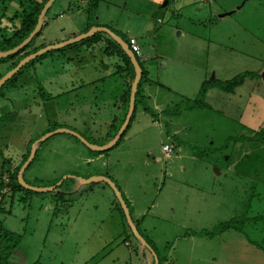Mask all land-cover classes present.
I'll return each mask as SVG.
<instances>
[{
	"label": "rangeland",
	"instance_id": "obj_1",
	"mask_svg": "<svg viewBox=\"0 0 264 264\" xmlns=\"http://www.w3.org/2000/svg\"><path fill=\"white\" fill-rule=\"evenodd\" d=\"M216 1L211 2V16L217 8H233L215 25L208 23L206 2L198 1L180 12L182 24L210 40V49L206 52L205 44H200L187 56V64L206 63L208 72L202 78L213 76L225 81L243 71H254L258 76L246 77L231 93L211 88L201 106L185 104L176 92L162 89L167 105L155 111L157 118L137 114L119 143L108 149L102 160L84 162L82 158L90 154L89 149L67 133H56L38 142L23 179L34 187L62 181L55 191L26 189L12 196L7 188L2 192L0 220L4 228L21 235L8 264H113L125 259L129 264H140L145 260L131 253L135 248L156 264L127 224L130 245L122 241V217L118 208H110L112 202L120 207L115 193L104 182L81 183L78 179L87 178V170L102 171L124 188L132 203L131 217H136L132 208L137 214L141 212L139 230L153 242L163 262L166 258L171 264H264V232L252 227L240 231L221 228L231 219L251 217L264 208L259 178L264 170L252 168L264 159V144L254 137L264 136V0ZM5 3L6 15L16 13L11 19L13 26H18L25 5L19 0ZM85 3L54 0L43 16L35 45L56 44L92 26L122 27L129 35L143 24V18L107 2L100 3L94 15L88 17ZM174 6L170 1L166 8L156 7L153 14L154 33L160 29L155 38L159 44L173 42L169 24L180 20L174 16L169 23L166 21ZM156 18H162L163 23H157ZM6 24L0 21L1 32ZM137 36L144 37V33ZM84 40L75 44L81 46ZM58 49L44 52L40 60L26 64L20 74L0 87V170L5 164L9 169L11 162L21 160L27 148L23 144L33 140L32 144L56 128L72 130L90 143L106 140L118 114L121 71L110 58L106 68L98 60L93 61L100 57L95 46L81 50L77 59L74 47ZM80 59L83 65L78 69ZM11 63V59L0 62V77ZM118 121H114L117 126ZM164 144L171 148L169 158L162 152ZM251 153L255 158L247 167L242 160ZM68 175L73 177L63 178ZM255 189L258 194L252 196ZM57 191L62 192L65 205L57 202ZM56 203L59 210L54 213Z\"/></svg>",
	"mask_w": 264,
	"mask_h": 264
},
{
	"label": "crops",
	"instance_id": "obj_2",
	"mask_svg": "<svg viewBox=\"0 0 264 264\" xmlns=\"http://www.w3.org/2000/svg\"><path fill=\"white\" fill-rule=\"evenodd\" d=\"M97 1H98V3H97L96 10L99 7L100 3L107 2L110 4H115L118 7L123 6L122 11H126L128 14L132 12V14L137 15L139 19L140 18L144 19L140 30L137 29L134 32V34H129V35L126 34V30H124L122 27L119 29H113L110 26H107V25H105L103 23H99V22H96L95 25H105V26H107V28L112 29L113 32L123 34L126 38L127 37L136 38L137 43L139 45L140 52L138 55H135V57H136L138 63L141 64L142 70L145 71L146 77H147L146 81H144L142 86H141L142 94L146 97L147 104L151 100L152 106H150V107L154 113H156L155 111H157L158 109H161L163 106L167 105V98H166V100L162 99V97H164V96H162V93H161L162 89H165L168 93L170 92V94H172L171 92H176L177 94H179L181 96L180 101L184 103L185 101L192 100V98H190V97H193L196 95L202 81L210 80V79H217V78H214L213 76L210 79H208L206 77L202 78V77H204V74L206 72H208V68H207L206 63L200 64L197 66H192V65L189 66V64H187L188 63L187 56L188 55L190 56V54L192 53V50L196 49L197 46L199 47L200 44L201 45L205 44V51L206 52L210 49V40H209V37H205L204 35L197 34L194 31L189 30V27L186 26L187 25L186 23H184L186 25L182 24L181 20H180V19H182L180 12H181V10H184V9L186 10V8L188 6H191L192 4H194L198 1L202 2V3L206 2V3H208V11H207L208 23L215 25L219 19H222L223 16L226 15V13H225L226 11H229V9L231 10L233 8L232 6H227V8H226L227 10L222 11L220 9L221 12L217 8V10H216L217 13L214 14V16H211V15H213L212 8H211L212 0H171L172 4H175V6H174V9H170L171 10V14H170L171 17H169V19H167L168 21H166V22L169 23L171 21V18H173L174 16H178L179 18L177 17V20H180V22H178V21L177 22H171L169 24L170 28H171L170 30L172 32V36L171 35H168V36H171V38H173L172 39L173 42L168 43V44H166V43L159 44L155 41V38H157L158 31L160 29L157 30V33H156L157 35H156L154 33V30H153L154 24H152V22H153L152 17L156 11L155 10L156 7H161V8L166 7V5L168 3L167 0H166L167 1L166 4L164 6H162V4L159 3L161 0H97ZM214 1H216V0H214ZM85 2H86V0H81V4L82 3L84 4ZM220 2H217V3L220 4ZM221 3H223V2H221ZM215 6H216V4H215ZM77 8H79V7L77 6ZM195 8L201 9L200 6L199 7L197 6ZM202 8H204V7H202ZM174 11H176L175 14H173ZM219 12H220V14L218 15ZM189 19L191 20V18H189ZM148 21H149V23H148ZM155 21L157 23H163L162 18H156ZM150 29H152L153 32H149ZM142 31H144V32H142ZM162 31H163V29H162ZM140 32L144 33V37L137 36ZM151 37H154L153 38L154 41ZM99 38L100 39L97 42L83 43V44H80L81 46H77L75 48L74 57L76 59L81 57V55H80L82 53L81 50H84V49L89 50L90 48H94V46H95V49H97V51L100 53L99 54L100 57L99 58H97V56L95 58L91 57L94 59L93 61L97 62V60H98L99 63H101V66H103V68H106L108 66V59L110 58V60H111L110 62H112V65L116 67V70L121 71L120 73L122 74V80H123V88L121 90V93L123 94V91H124L126 84L130 81L129 74H128L129 73L128 65H127L126 61L124 60V58L122 57L121 53L116 49V47H114L113 45H111L108 42V39H112L111 37H108L106 35H103V36L101 35ZM163 38H165V37H163ZM93 44H95V45H93ZM187 44L189 46L188 48H187ZM216 45H217V48L221 47V45L218 42L216 43ZM108 51H110V52H108ZM11 60L13 62L15 59H11ZM81 60L82 59L79 60L80 64H79L78 69L82 68V65H83L81 63L82 62ZM10 66L6 69V71L8 69H10ZM159 71H160V73L162 72V75L167 73V72H170L173 75L172 76H169V75L160 76L161 74L160 75L158 74ZM153 86H156V87L154 89H152ZM211 88H213V87H211ZM211 88H209L208 90H210ZM67 90L68 89H66V92H67ZM208 90L206 91V93L208 92ZM121 93H120L121 96L119 99V103H118L117 108H116L118 114L115 115V117L113 119L119 120L120 115L122 114V111L124 108ZM170 94H169V96H171ZM205 96H206V94H205ZM139 113L147 114L144 111H142L141 108H137L135 115H134V118L137 116V114L139 115ZM152 118L156 119L157 116L156 117L154 116ZM29 142H30V140H29ZM29 142H28V144H29ZM28 144H23V146H25V148H26ZM24 152H22L21 155H23ZM104 157H106V153H102L99 155L88 154V155L83 156L82 159L86 163H92V162H95L98 160H102ZM166 158H169V156ZM20 161L11 162L9 169L8 168L7 169L9 171L13 170V168ZM6 163H8V160L6 161ZM6 167H7V164H5V166H3V168L0 170V172L6 171ZM91 175H108V174H105V173L103 174L102 171L99 172V171L87 170L85 177H88ZM108 177L110 178L111 176H108ZM110 179L113 181L112 177ZM117 187H118L119 191L123 194L125 200L127 201V204H128L127 208H128V211H129V214L131 217L130 209H131L132 203L128 199L127 193L125 192L124 188H122L119 185H117ZM91 189L92 188H88L89 191H91ZM111 206H112V207H110L111 210L117 209V207H116L117 205H115V203L112 202ZM52 210L54 213H56L59 210L58 205H54ZM132 212L135 213L136 217L134 219L131 217V219H132L133 223L135 224L138 232L143 235V233L139 230V225H141V223H142V220L140 221L141 212L137 214L133 208H132ZM122 214H123V211H122ZM122 214L120 212V215L122 217L121 221L123 222L122 223L121 221H119V225H121V227H122L121 232H120V236L123 238L122 241H124L125 245L129 246L130 244L128 243L129 241H128V239H126V237L128 236V232L130 233V231H129V229L127 231L125 228V226H126L125 222L126 221H125L124 214H123V216H122ZM147 240H149L150 243L152 244V246L155 248L153 242L150 239H147ZM155 250H156V248H155ZM131 253L138 254L143 258V260H145V261H142V263H140V264H154V262L150 260L149 256L142 250H138L137 248H135V249H132ZM157 260H158V262H157L158 264H171L168 261H166V258L164 259V262H163L162 261L163 258H161L159 255L157 256ZM129 263L130 262L125 259V260H117L113 264H129Z\"/></svg>",
	"mask_w": 264,
	"mask_h": 264
},
{
	"label": "trees",
	"instance_id": "obj_3",
	"mask_svg": "<svg viewBox=\"0 0 264 264\" xmlns=\"http://www.w3.org/2000/svg\"><path fill=\"white\" fill-rule=\"evenodd\" d=\"M5 1L6 0H0V2L2 4H4L0 8V10L2 9V11H3V8H5V5H6ZM45 1L46 0H22V1L19 0L20 4L25 5L22 8L21 13H20L21 19L18 22V26L16 27V30L11 35H8V37H6V38H4L3 35H2V40H0V50H7V49H10V48L14 47L18 43H20L29 34V32L33 29V27H34V25L36 23L38 13H39L40 9L42 8L43 4L45 3ZM167 1H168V3H167V5H168L171 0H167ZM97 3H98L97 0H86L85 11H86V14H87L88 17L89 16L91 17V15H94L95 10H96V7H97ZM167 5H166V7H167ZM43 24L44 23L42 22L41 28L43 27ZM88 28H86L84 30V32L87 31ZM110 30L112 31V29H110ZM113 33L116 36H118L121 40L125 41L128 44V37L126 38L123 34H120V33H117V32H113ZM40 34H41V29L36 34V36L38 37ZM101 35H102V33H95L93 36H91L89 38H86L84 41H82L80 43L83 44V43H91V42L93 43V42H97L100 39L99 37ZM36 36H34L30 40V42L28 44H26L24 47H22L21 49H19L16 53H14L12 55H9L8 57H6L4 59H0V62H3L5 60H7V59H14L15 58V60L12 62L11 66H10V68H11L22 57H24L25 55H27V54H29L31 52H34L37 49H39L42 46V44L35 45L34 39L36 38ZM108 42L111 45H113L114 47H116V49L121 53L122 57L126 61L127 65H128V68H129V73L128 74H129L130 81L126 84V86L124 88V91H123V94H122V100H123L124 108H123L122 114L120 115V119H119V121L117 123L118 126H119L123 122L124 117H125V114H126V111H127L130 85H131V82L133 81V78H134V70H133V66H132V64H131L128 56L116 44V42L114 40H112V39H108ZM77 44L78 43H76V44L73 43V44L68 45V47H74V48H76ZM58 50H63V49H58ZM108 52H110V51H108ZM43 56H45V54H42V55L36 57L35 59L29 61L26 64H30V63H33L35 61H38ZM139 65L141 66L140 63H139ZM23 67L20 68L3 85H5L6 83L12 81L15 78V76H17L18 74H20L21 71L23 70ZM141 69H142V67H141ZM255 76H258V75L254 71H243V72H240L237 75H235L232 78H230L228 80H225V81H220V80H217V79L204 80V81L201 82V84L199 86V89H198V91L196 93L195 98H193L190 101H185V104H191V105H195V106L204 105L205 104L204 103L205 94H206V91L209 88H211V87H217V88L221 89L223 92L231 93V92L234 91V89L236 87H238L239 85H241L243 83V81H244V79L246 77L252 78V77H255ZM146 79H147L146 73H145L144 70H142L141 77H140V79L138 81L137 89H136V92H135L134 110L132 112V115L130 117L129 123H128L127 127L125 128L124 132L130 126V122L134 118V115H135V112H136L137 108H141L142 111H144L145 113H147L151 117H154L156 115L153 112V110L151 109V107L147 104L146 97L142 94V88H141V86H142L143 82L146 81ZM114 121H115V119L112 120V126L109 128L110 130H108V132H107L106 140L105 141L98 142V141H95L94 140V141H91V142L94 143V144L101 145V144L107 142L109 139H111L114 136V134L116 133V131L118 130V126L116 125V123ZM111 130H112V132H110ZM124 132L122 133V135L120 136L119 140L116 142V144L114 146H116L119 143V141L121 140ZM259 132L262 133L261 131H259ZM254 137L256 138V140L258 142L264 144V136H262V135H254ZM247 140L249 141L250 138H248ZM32 141L33 140H31L29 142V144L27 145V148H26L24 154L22 155L21 161L13 168V170L9 171V170L6 169V171L0 172V204H1V202L3 200V196L5 194V193H2V189L4 187H6L8 189V192L10 193V196H12V194L14 192H16V191H20V190H25L26 191V189L22 188L17 183L16 173H17L20 165L27 158L28 153H29V150H30V144H31ZM89 151H90V154H92V155H99V154H102V153H105L106 152V151H104V152H96V151H91V150H89ZM1 156H2V151L0 149V158H1ZM254 158H255L254 154L251 153L249 155H245L242 161H243V163H244L245 166L251 167L249 165V161H250V159H254ZM2 160H3L2 161L3 163H6V161H7L6 159H3V158H2ZM263 160H260V162L257 163L258 165L257 166H254L252 168L255 171L256 170L259 171V169H260V171H261V169L264 170V161ZM29 164H28V166H29ZM4 173H7L8 174V182L7 183H4L3 180H2ZM258 174H260V173H258ZM259 178L262 181L261 187H262V192L264 194V174L261 173V176H259ZM255 186L256 185L254 184V188H255ZM57 187L58 186H56L54 188V191L56 190ZM116 187H117V185H116ZM61 194H62V192L57 191V195H56L57 196V199L56 200H57V202L62 203V205H65L66 202L63 199V197H61ZM120 194H121L122 198L124 199V201H125V203H126V205L128 207L127 201L125 200L123 194L121 192H120ZM257 194H258V191L256 190L255 192L252 193V196L253 195H256L257 196ZM259 197H260V194H259ZM56 205H58V204L56 203ZM117 208L119 209V211L122 214L121 208L120 207H117ZM0 212H3V209L1 207H0ZM122 216H123V214H122ZM246 221H249L250 223L248 225H244V223ZM230 227L236 228L239 231L242 228H244V227H247V228L252 227L253 230L256 229V231H258V232H264V208L262 210H260V211L257 210V212L254 213V215L251 216V217L243 216V218L231 219V220H229V221H227V222H225V223H223L221 225V228H230ZM140 235L143 237L142 234H140ZM143 238L149 244V246L153 249V251L155 253V256L157 257L158 256L157 251L152 246V244L150 243V241L147 240L145 237H143ZM20 240H21V235L18 234V233L11 232V231L7 230L6 228H4V226L2 224V221L0 220V264H8V259L10 258L12 251L16 248V246L18 245V243L20 242Z\"/></svg>",
	"mask_w": 264,
	"mask_h": 264
},
{
	"label": "water",
	"instance_id": "obj_4",
	"mask_svg": "<svg viewBox=\"0 0 264 264\" xmlns=\"http://www.w3.org/2000/svg\"><path fill=\"white\" fill-rule=\"evenodd\" d=\"M54 0H46L45 3L43 4L42 8L40 9L38 16H37V20L36 23L33 27V29L29 32V34L17 45H15L14 47L7 49V50H0V59H4L6 57H8L9 55H12L14 53H16L19 49H21L22 47H24L26 44H28L30 42V40L39 32V30L41 29L42 26V19L43 16L46 14L48 8L50 7V5L52 4ZM166 0H164V2L162 3V6H164L166 4ZM97 32H104L107 33L119 46L120 48L124 51V53L128 56L132 66H133V70H134V78L133 81L131 82L130 85V91H129V98H128V107H127V111L124 117L123 122L121 123L120 127L118 128V130L116 131V133L114 134V136L109 139L107 142L99 145V144H94V143H90L88 142L84 137H82L80 134L69 130L67 128H56L53 129L51 131H48L47 133H45L42 137L36 139L31 145H30V150L28 153L27 158L25 159V161L20 165L17 173H16V180L17 183L24 189L27 190H31V191H35V192H45V191H52L54 190V188L56 187V185H59L61 183L62 180H60L56 185L53 186H49V187H34V186H30L29 184L26 183V181L23 179V172L24 170L27 168L28 164L32 161L35 153H36V144L38 142H41L45 139H47L49 136L56 134V133H67L69 135L74 136L75 138H77L80 142H82L89 150L91 151H96V152H104L107 151L108 149L112 148L116 142L119 140L120 136L122 135V133L124 132L125 128L127 127L130 117L132 115V112L134 110V100H135V92L137 89V84L138 81L141 77V73H142V69L141 66L139 65L135 54L129 49L128 44L121 40L118 36H116L110 29H108L107 27L104 26H92L89 29H87V31L82 32L72 38H69L65 41H61L59 43L56 44H50V45H46L43 47H40L39 49H37L34 52H31L27 55H25L24 57H22L20 60H18V62L11 67L10 69H8V71L2 75L0 77V87L3 86V84L9 79L11 78L20 68H22L26 63H28L29 61L35 59L36 57L42 55L44 52L51 50V49H55V48H60V47H65L67 45L73 44L77 41H81L83 39L89 38L91 36H93L95 33ZM65 177H73L71 175L68 176H64ZM81 183H95V182H104L106 183L115 193L116 199L120 205L121 210L123 211L124 217H125V221L126 224L128 225L129 229L131 230L132 234L141 242V244L147 248L153 255L154 257V261L156 264H158V260L157 257L155 256V253L153 251V249L149 246V244L144 240V238L140 235V233L138 232L135 224L133 223L127 205L124 201V199L122 198L118 188L116 187L115 183L106 175H91L87 178H79L78 179Z\"/></svg>",
	"mask_w": 264,
	"mask_h": 264
},
{
	"label": "built area",
	"instance_id": "obj_5",
	"mask_svg": "<svg viewBox=\"0 0 264 264\" xmlns=\"http://www.w3.org/2000/svg\"><path fill=\"white\" fill-rule=\"evenodd\" d=\"M128 47L129 49L135 54V55H138L140 50H139V45L137 43V40L136 38L134 37H128ZM162 152L164 154V157H168L169 156V153L171 152V148L168 144H164L162 145ZM3 182L4 183H7L8 182V174L7 173H4L3 174ZM4 189H6V187H4L2 189V192H5Z\"/></svg>",
	"mask_w": 264,
	"mask_h": 264
},
{
	"label": "flooded vegetation",
	"instance_id": "obj_6",
	"mask_svg": "<svg viewBox=\"0 0 264 264\" xmlns=\"http://www.w3.org/2000/svg\"><path fill=\"white\" fill-rule=\"evenodd\" d=\"M3 5H4V4H2V3L0 2V8H1ZM6 9H7V7H6V5H5V8H3V11H2V9L0 10V21H1V20H3V21L5 20V22H8V24H6V25L3 27V29H2V30H4V32H1V30H0V40H2V35H3L4 38L8 37V36L4 35V33H5V34L8 33V35H11V34L16 30V27H17V26H15V27L13 26L14 23H13V20L11 19V18H13V17L16 16V13H12V16H11V15H6V13H5ZM9 19H10V20H9ZM7 28H9V30H8ZM6 32H7V33H6Z\"/></svg>",
	"mask_w": 264,
	"mask_h": 264
}]
</instances>
